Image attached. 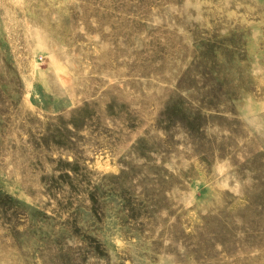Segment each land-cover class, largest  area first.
<instances>
[{
	"label": "rangeland",
	"instance_id": "374dc122",
	"mask_svg": "<svg viewBox=\"0 0 264 264\" xmlns=\"http://www.w3.org/2000/svg\"><path fill=\"white\" fill-rule=\"evenodd\" d=\"M0 264H264V0H0Z\"/></svg>",
	"mask_w": 264,
	"mask_h": 264
},
{
	"label": "clouds",
	"instance_id": "9594fccd",
	"mask_svg": "<svg viewBox=\"0 0 264 264\" xmlns=\"http://www.w3.org/2000/svg\"><path fill=\"white\" fill-rule=\"evenodd\" d=\"M218 177L217 187L222 191L238 193L242 188V181L232 175V165L227 159L218 162L214 166ZM246 182V181H245Z\"/></svg>",
	"mask_w": 264,
	"mask_h": 264
}]
</instances>
